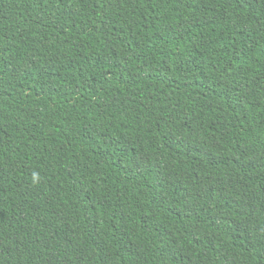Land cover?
<instances>
[{
	"label": "trees",
	"instance_id": "1",
	"mask_svg": "<svg viewBox=\"0 0 264 264\" xmlns=\"http://www.w3.org/2000/svg\"><path fill=\"white\" fill-rule=\"evenodd\" d=\"M0 264H264V0H0Z\"/></svg>",
	"mask_w": 264,
	"mask_h": 264
}]
</instances>
